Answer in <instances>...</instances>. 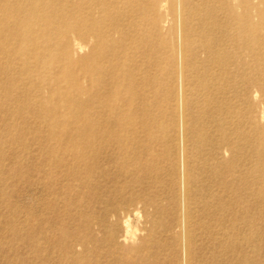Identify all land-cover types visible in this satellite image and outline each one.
<instances>
[{
    "label": "bare ground",
    "instance_id": "6f19581e",
    "mask_svg": "<svg viewBox=\"0 0 264 264\" xmlns=\"http://www.w3.org/2000/svg\"><path fill=\"white\" fill-rule=\"evenodd\" d=\"M1 76L10 86L8 99L19 108L31 106L27 119L39 120V153H71L72 165L63 167L81 188L99 189L88 182L109 175L103 160H120L119 172L107 181L115 185L131 162L136 165L131 173L138 177L127 182L131 191L111 186L95 197L109 205L93 226L104 235L109 228L108 239L134 213L143 218L153 208L167 215L148 194L165 170L171 189L180 192L172 202L181 210V233L171 247L184 249L186 264L192 262L195 233L209 217L228 226L215 239L224 250L264 237V227L252 222L255 208L264 205V0H0ZM149 102L159 116L146 114ZM168 118L171 130L162 124ZM56 140L75 146H45ZM133 144L146 158L133 152ZM151 149L166 157V165ZM221 152L231 158L206 160H218ZM198 176L207 177L205 185L219 177L216 185L223 190L211 196L217 210L191 207ZM241 189L250 194L238 206ZM47 210L61 218L71 212L51 200ZM243 221L249 227L244 237ZM58 229L60 236L46 231L49 247L61 245L71 254L84 246L68 224ZM124 229L134 233L130 225ZM248 249L241 264H264L257 259H264L262 247Z\"/></svg>",
    "mask_w": 264,
    "mask_h": 264
},
{
    "label": "rangeland",
    "instance_id": "374dc122",
    "mask_svg": "<svg viewBox=\"0 0 264 264\" xmlns=\"http://www.w3.org/2000/svg\"><path fill=\"white\" fill-rule=\"evenodd\" d=\"M87 50L84 55L88 54L89 49ZM9 91V83L1 76L0 104L4 107L0 110V264H186L184 249L181 246L175 249L171 247L172 239L181 233L178 228L181 210L178 204L172 202L173 195L178 197L180 192L178 189L172 190L169 186L170 178L166 170L163 171L159 182L149 189L148 194L150 198H155L156 206L160 210L164 209L167 215L159 214L153 208L147 209L143 218L134 213L130 220L117 223L114 239H108L111 234L109 228L107 235H104L93 226L96 224V216H102L103 212L109 209V205L104 198L96 201L95 197L102 195L111 186H122L125 193L131 191L127 182L138 177L139 174L131 173L136 165L131 162L128 173H124L118 179L120 183L115 185L107 181L114 179L119 172L120 160H111L110 164H105L103 160L102 167L109 170V175L103 178H100V174L97 177L93 175L88 182H92V187L99 189L88 190V185L81 188V181L74 180L63 167L72 165L73 158L68 156L71 153L63 154L52 150L39 153L41 147L35 139L40 134L35 127L39 120L36 116H29L27 119L31 106L23 105L19 108L17 101L8 99ZM150 102L146 114L150 117L159 116L160 109ZM142 113L141 109L139 115ZM162 124L169 127L168 130L172 129L169 118ZM40 131L44 132V129ZM51 145L67 148L75 146L74 143L64 141H45V146ZM132 147L135 154L146 158V152L139 145L133 144ZM164 147V144H160L159 150ZM159 150L151 149L150 153L158 156L160 162L166 165V157L160 154ZM49 157L54 158V161L47 162ZM222 158L229 159L231 154L221 152L218 160L215 157H207L206 160L213 164ZM36 164L38 168L32 170ZM198 177L199 183L193 186V189L197 190L194 195L195 203L191 207L195 205L217 210L219 203H213L211 196L223 190L220 185H216L218 181L215 180L221 177V173L207 185V177ZM44 181H55L57 184L48 186ZM147 183L153 184V181L148 179ZM140 188L147 189L146 186ZM88 192L93 196V200L90 195L87 196ZM249 194L248 190L241 189V201H238L237 205L240 206ZM49 200L63 212L67 209L71 212L63 214V218L56 216V211L47 210ZM83 213H87L88 217L83 219ZM203 217L198 214L196 221L201 222ZM249 221L250 215L247 219V222ZM202 222L206 225L195 233L191 264H241L240 258L249 254L248 247L256 244L262 247L264 252L263 236L257 237L256 242L246 244L245 247L234 246L224 250L217 245L215 239H221L220 229L225 230L228 226H222L224 222L213 216ZM252 222L257 229L264 227V205L255 208ZM63 223L68 224L72 234H78V244H84L76 246L71 254L61 250V245L54 247L53 244V247H49L45 239L46 231H51L49 234L54 236L63 234L58 229ZM127 225L133 227L134 233L126 235L124 228ZM239 227L241 236H246L249 227L245 221ZM257 259L264 260L261 257Z\"/></svg>",
    "mask_w": 264,
    "mask_h": 264
}]
</instances>
